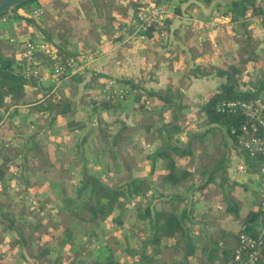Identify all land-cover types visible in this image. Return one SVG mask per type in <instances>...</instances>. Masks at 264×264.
Masks as SVG:
<instances>
[{"label": "crops", "instance_id": "obj_1", "mask_svg": "<svg viewBox=\"0 0 264 264\" xmlns=\"http://www.w3.org/2000/svg\"><path fill=\"white\" fill-rule=\"evenodd\" d=\"M39 1L42 6H47L46 12L48 9L51 10L45 13L50 14V18H46L48 20L45 21V26L54 27L55 23L62 21L60 9L56 6L61 2L60 0ZM63 1L65 6L74 11L80 9L82 2H89L88 0ZM114 1L123 7L129 2V0ZM165 1L179 9L169 24L158 31H153L152 36H148L145 32L131 42L129 40L124 42L125 35L115 29L113 31L115 39L110 44H103L102 47L100 40L96 47L93 46L96 50H100L102 55L92 67L83 76L65 81L67 86L64 93L71 100L79 103L83 94L91 96L102 83L115 80L120 84L121 79H127L137 83L143 90L162 93L171 101L168 106H164L160 99L147 94L142 96L147 108L153 107L152 109L164 111L162 113L166 116L167 123L159 124L146 135L136 137L139 147L143 150L140 163L142 168L137 173L144 186L141 194L142 203L138 205L135 203L141 197L137 195L126 202V213L122 209L115 211L116 214L121 213L118 218L125 214V226L112 220L107 221L108 225L112 223L114 226L111 231L114 230L113 235L119 241L116 258L125 264H140L141 257L145 254V257L152 260L151 264H227V259L237 245L239 232L247 224L249 230H258V223L261 222L260 202L263 180L253 171L229 174L231 141L223 127L207 123L202 106L212 95L219 93L224 85L228 84L231 87L230 84L234 83L237 90L249 88L235 79L230 80L226 73L231 64H236L239 55L245 59H255L248 63L249 66H254L256 69L260 65L264 67V22L247 23L244 30H247L248 34L244 35L240 27L246 22L240 20L242 16H236L229 10L233 0ZM93 8L94 6L89 10L91 17ZM66 10L62 12L63 15L71 16L70 10ZM118 10L114 12L118 13ZM16 13L25 16V9L18 8ZM117 17L122 19L124 26H127L132 19V11L126 10V15ZM59 26L62 27V22ZM33 32V29L19 30L17 27L13 33L25 40L29 39ZM67 34L57 32L52 34V39L56 43L63 44L70 53L79 55L90 53V50L85 49L93 44L90 42L91 37L84 36L79 30H72ZM247 35L252 38V45L254 44L249 52L244 49ZM220 71L223 74H220ZM52 85H54L52 80H45L40 81L38 87L27 86L25 89L29 96L28 102L19 105L10 104L7 110L0 112V148L9 147L7 145L11 143L17 146L20 137H27L28 133H21L22 136L20 133H15V128L22 127L37 118L38 115L31 111L32 105L44 100L45 89ZM127 103L116 109H98L100 111L89 116L88 120L93 126L97 124H93L94 119L97 122L98 118L100 120L103 118L116 126L124 122L136 128L140 113L135 110L134 99ZM54 105L58 106V103ZM88 110L86 105L80 107V119L87 117ZM9 114L12 116L11 121L14 126L4 127L3 121ZM177 122H181L183 127L178 136L179 145L185 149L191 148V151L181 155L173 150L167 155L160 154L168 145L171 147L177 145L178 142L168 144L164 137L165 129ZM47 124L48 122L33 124L31 132L40 131V141L49 146L52 162L57 164L66 153L69 154L70 159H73L76 153L73 145L68 143V139L75 133L67 132L66 119L58 116L57 123L53 127H47ZM196 137H203L204 142ZM9 139H12L11 143L5 145ZM62 142H65L64 148L59 146ZM28 158L24 160V164L28 162ZM18 161L9 160L7 164L9 180L5 182H10L12 188L2 193L4 183L0 182V200L8 205L7 198L15 195L17 201L19 191L15 194L13 190L21 186L22 192L23 189L29 190L26 204L34 207L35 212L39 192L33 190L39 189H34L32 184L35 182L37 170L29 166L22 167L18 165ZM171 161L175 162L176 172L180 176L185 174L181 184L170 185L164 181L163 177L169 173L168 163ZM95 167L101 170L99 163H95ZM86 169L88 172V168ZM23 173L29 180V186L22 182L20 174ZM72 173L74 176L82 175L79 165L72 169ZM102 174L110 175L106 172ZM45 189L50 190L49 187ZM226 191H230L229 195ZM159 193V198H154ZM19 195L21 197L22 193ZM49 196L51 197V194ZM140 204L143 208L150 207L153 221L158 217L161 236L156 241L151 222L146 219L140 221L137 217ZM8 206L18 211V203L16 208ZM157 211L159 216H156ZM257 214L255 220L258 223H254L255 221L252 220ZM169 215L174 217V226L167 222ZM248 216L251 219L246 223ZM24 218L26 223L35 226L32 215L28 217L29 222L26 220L27 217ZM139 225L144 229L140 230ZM0 226V252L4 262L29 264L30 256L27 248L22 247L20 243L15 245L12 243L17 237L16 233L5 228L6 224L1 219ZM218 231L219 235L215 236ZM140 240L143 248L137 252L135 250L139 249Z\"/></svg>", "mask_w": 264, "mask_h": 264}, {"label": "trees", "instance_id": "obj_2", "mask_svg": "<svg viewBox=\"0 0 264 264\" xmlns=\"http://www.w3.org/2000/svg\"><path fill=\"white\" fill-rule=\"evenodd\" d=\"M153 1L158 4L168 3L165 0ZM99 2H102V0L82 2L86 14H88L94 4L99 5ZM115 3L117 4V2ZM252 3L253 0H233L229 6V10L236 16H243ZM129 4V7L127 8L119 5H117V8L119 9L121 7L122 9L132 11V17H135L141 8L147 5V2L144 0H133ZM29 5H31L30 12L35 8L43 7L39 0H31L8 12L0 14V18L6 17V22L11 21L13 18L16 20L30 21L32 28H34V32L29 40L46 41L52 46L57 47L63 57L72 54L64 48L63 44L53 41L52 34L62 32V28L59 26L61 25V22L58 21L55 23L54 27L45 26L44 23L47 19H44V15L47 13L46 11H43L38 19L34 16H27L29 17L27 18L26 16H21L16 13L18 8L27 10ZM173 10L174 13H176V11L179 12V9L174 6ZM86 14L85 16L89 17V14ZM172 17H167L162 26L157 23L152 25L147 31H144L143 34L146 32L148 36H152L153 31H158L160 28L169 24ZM65 20L67 21L68 18L65 17ZM39 21H43L42 26ZM3 24H5V22L0 23V27L4 26ZM246 25L247 23H244V25L240 27V29L243 30L240 31L243 32L244 35L248 34L247 30H244ZM122 26H124V24H122ZM20 29L24 30V28ZM132 30V26L128 28V32H132ZM139 36L140 34L136 35L134 38L130 39L129 42ZM248 36L249 35L245 38L246 47H244L247 52L251 51L250 49H252L254 45H252V38ZM8 38L6 36L7 40H0V112L2 110H7L10 104L19 105L28 102L29 96L27 95L25 88L27 86L38 87L40 85L39 80L27 74L25 70L27 64L26 61L20 60L19 54L22 45L21 43H23L22 40L14 42L8 41ZM93 50L94 49H91L89 52L91 53ZM43 59L44 62L47 63V60L45 58ZM254 60L255 59H245L242 55H239L236 58V64H231L226 73L230 80L235 79L240 84L247 85L249 87L248 89L237 90L234 83L230 84L231 87H229L228 84L224 85L219 93L212 95L202 106L207 123L215 124V126L220 128L223 127L222 129H225L230 141L233 143H236V138L231 129L243 124L246 121V118L231 113H221L218 112L216 108L223 100L238 98L250 100L264 93V67L260 65L255 70L254 66H249L248 63ZM256 61H259V59H256ZM251 68L254 72L250 73L249 70ZM243 73L251 74V78L243 81ZM220 74L223 73L220 71ZM71 79L64 80L55 93H51L53 85L47 87L45 90L49 93V96L42 101L36 102L31 108L32 113L38 115L37 118L24 124L22 127L15 128V133H28L27 137L19 136L21 140H17V146H13L11 143L14 138L9 139L5 145L9 143H11V145H7L9 147L3 146L0 148V161L2 160V162H0V182L2 184L4 183L2 186V193L10 191L9 188H12L10 182H5L9 180L7 177V175L9 176L7 173L9 169V166L7 165L9 164V160L17 159L19 160L18 165H21L22 167L29 166V168L37 170V173L35 174V182L32 186L34 189H39L33 191L39 192V199L38 202H36V205L39 207L41 213L34 214L33 212L35 208L26 204V197H29L30 194L29 190H23L21 197H18L17 200L21 214H24L25 211L29 212V214H34L33 221L35 226L29 225V227H24L22 224H17L16 219H18V216H23L19 214V211H16V209H10L9 206L2 203L1 200L0 217L2 222L6 224L5 228L16 233L17 237L12 243L14 245L20 243L22 247L27 248L30 256L28 260L29 264H49L52 262V264H54L53 257L50 254L51 246L59 249L61 257L58 264H79V260L84 257L81 253L86 246L84 247L83 244H88L86 240L91 234L97 235L94 237L96 239L95 244L99 241L102 243L104 242V249L98 256L99 260L105 259L109 264H125L116 258V249L119 243L118 239L115 236H112L111 239L114 240V244L117 246L116 248L111 246L108 241L109 236L103 232L102 228L105 227L109 220L125 226V214L118 218L121 213L119 212L116 214L115 211L122 209L124 213H126V202L134 199L137 194H139L138 192L140 190L138 189L140 186L143 187V181L137 175L138 171L142 168L140 163L142 161L143 150L139 147L136 137L146 135L147 132L151 131L159 124L167 123L166 116L162 113L164 111L152 109L153 107L150 109L147 108L145 100H142L143 94L160 99L164 103V106H168L171 101L162 93L143 90V88L137 83L127 79H121L119 83L129 87L136 103L135 110L140 113L137 127L135 128L127 125L124 122L120 123L119 126H116L110 121L103 120V118L101 120L98 118L97 124L93 126L88 120V117L99 112L100 110L98 109H116L123 104L119 101L98 100L95 97V94H92L91 96L83 94L80 97L79 103H76L64 93V89L67 86L66 82L71 81ZM104 84L105 82L101 85ZM45 94L46 93L43 95ZM54 103H58V106H55ZM83 105H86L89 110L86 115L87 117L85 119H80V107ZM58 116H62L66 119L67 132L75 133L73 137L68 139V143L73 145L76 156L73 159H70L68 157L69 154L66 153L62 160H59L57 164H54L51 159L49 146L40 141V131L31 132V125H40L48 122L47 127H53L57 123ZM11 120L12 116L9 114L3 121L4 127L6 125L14 126V123ZM182 128V123L177 122L165 129L164 137L166 142L168 144H173L175 142L178 143L172 147L168 145V147L162 150L160 154L167 155L173 150L181 155L191 151V148L185 149L179 145L180 140L178 136ZM202 138L203 137H196V139L200 140H203ZM202 142H204V140ZM64 145L65 142L59 144L62 148H64ZM28 157H31V159ZM27 158L28 162L24 164V160ZM87 163H99L101 165V172L87 175V169H85ZM76 165H80L79 168L84 177H82L83 179L81 180L82 182L80 186L74 191L67 190L68 188H66L67 186L65 184L70 179L72 180L74 176L72 169H75ZM168 167L169 173L163 177L164 181L170 185L181 184L185 179L183 176L185 174L180 176L176 172L174 161L169 162ZM104 172L110 174L109 176L114 180L115 185L105 181L104 174H102ZM20 175V177H22V182H24L26 186H29V180L27 176L25 177V173ZM41 187H49L50 190H46L47 194L44 195V190H40ZM48 194H51V197ZM159 196L160 193L159 195H155L154 198H159ZM54 199L61 202V205H63L62 207H64H59L58 211L53 213V215L55 214L60 217L59 221L51 220L50 214H47V216L43 214V211H48L46 205L53 202ZM119 200H121V202L117 205V201ZM156 216H159L158 211ZM257 216L258 214L254 216L252 222L255 221L254 223H258L257 220H255L257 219ZM137 217L140 221L146 219L151 222V226L154 229V240L156 241L157 238L159 239L161 236V230L158 224V217H156V221H153L150 207L146 206L143 208L140 204ZM175 218L177 217L175 216ZM250 219L251 217L248 216L245 222H249ZM49 220L52 222L49 224L50 227L48 225ZM167 222L174 226V217L169 215ZM247 225L243 228L246 232L252 233L253 235L257 234V230L252 232L248 231L249 228ZM84 226L85 231L83 232L81 230L80 232V229ZM139 226L138 228L140 230L144 229L142 225ZM53 241H56V245H51ZM43 243L47 244L44 246ZM187 244L190 246L189 243ZM142 248L143 244L140 240L139 249L135 251L139 252ZM65 250L67 252H65ZM84 253L85 251L83 254ZM151 262L152 260L149 259V257H145V254L141 257L140 264H151ZM232 262L233 251L227 259V264H232ZM156 263L158 262L156 261Z\"/></svg>", "mask_w": 264, "mask_h": 264}, {"label": "built area", "instance_id": "obj_3", "mask_svg": "<svg viewBox=\"0 0 264 264\" xmlns=\"http://www.w3.org/2000/svg\"><path fill=\"white\" fill-rule=\"evenodd\" d=\"M43 8H35L30 16L38 18ZM173 6L169 3L158 4L148 1L135 17H132L130 27H124L121 32L125 35L124 42L143 35L152 25H163L167 17L174 16ZM6 17L0 18V23L6 22ZM242 22H264V0H253L244 15ZM142 33V34H141ZM15 41L14 38L11 39ZM20 47V60L26 61V72L39 81L52 80L54 85L51 93H55L64 80L84 75L101 56V53L91 52L86 55L69 54L63 57L57 47L46 41H32L25 39ZM45 58L47 63L44 62ZM98 100L130 101L133 94L128 86L120 85L110 80L95 93ZM58 95V94H56ZM49 93L43 95V99ZM127 101V102H128ZM148 102V101H147ZM217 111L231 113L246 118V121L231 129L236 143L230 144V157L237 156L239 162L235 170L239 172L253 171L263 180L261 190V222L258 224L257 234L242 229L238 234L237 245L233 250L232 264H264V93L250 100L227 99L220 102ZM96 119L93 124L95 125Z\"/></svg>", "mask_w": 264, "mask_h": 264}, {"label": "rangeland", "instance_id": "obj_4", "mask_svg": "<svg viewBox=\"0 0 264 264\" xmlns=\"http://www.w3.org/2000/svg\"><path fill=\"white\" fill-rule=\"evenodd\" d=\"M60 1L61 2L58 5H56V4L55 5L58 6V9H60V14L62 15V18H63L62 21H61L62 24H63L62 27H61L62 28V30H61L62 33L68 35L67 32L70 33L72 30H77V31L79 30V32H81V33L83 32L84 33V36L87 35V37H91L92 39L90 40V42H93V44L88 45V47H89L88 49L86 48L87 46L84 47V48H86L85 50H91L92 48L96 47L97 43H99L100 40H102V43H100V44H102V45H100L102 47L104 45H106V44H110L113 41V39H115V37H113V31L115 29L118 30V33H121V30H122L121 29L122 19H119V17H117V16H121L123 14L126 15V10L127 9L123 10L120 7L119 8L120 10H118L117 4L115 3L114 0H107V1L106 0H102V2H99V5L94 4V8L92 10L93 11L92 12L93 15H92V17L91 16H89V17L86 16L88 18L85 17L86 10L84 9L82 3L80 4V9L82 10V7H83L82 11L85 14L82 11H80L79 8L77 10L75 9L76 11H74V10L68 8L67 6H65L66 4L63 3L64 2L63 0H60ZM88 1L90 2V0H88ZM124 1L128 2V0H124ZM132 1L133 0H129L128 4L124 8L129 7V5H130L129 3L132 2ZM148 1H153V0H146L145 2H148ZM55 5H54V7H55ZM30 6L31 5H29L28 9L25 10V16L26 17L30 16ZM46 7H45V5L42 7L44 11H46ZM66 9L70 10V12L72 14L71 16H69L68 14H66L65 16L63 15L62 12L65 11ZM114 10H118L117 11L118 13H115ZM66 11H68V10H66ZM47 12L49 13V12H51V10L48 9ZM88 14H89V12H88ZM88 14H86V15H88ZM46 17L50 18V14H45L44 15V19H46ZM65 17L68 18L67 21L65 20ZM27 18H29V17H27ZM84 18H86V20H84ZM30 23H31L30 21L29 22L28 21H22V20H17L16 21L15 19H13V20L11 19V21L5 22V24H3L4 26L0 27V40L5 41V40H7L6 36H7V38L11 36L10 38H8V41H12L11 40L12 38L16 39L14 42H16V41L19 42V40L24 41V39H21L22 37H20L18 34H14L13 32H15V30H17V27H18L19 30H20V28H24V29H27V30L34 29V28H32V25ZM39 23H40L41 26L43 25V21H39ZM130 24H131V21L127 24V27H130ZM160 26H162V25H160ZM139 37H141V36H139ZM87 41H89V40H87ZM103 41H105V42H103ZM94 52H97V53L100 52L101 53L100 50H96V49H95ZM72 54H74V53H72ZM255 70H256V68H255ZM249 71H250V73L254 72V70H252V68ZM250 78H251V74L243 73V75H242L243 81L249 80ZM102 86H104V85H100L95 90V92L98 89H100V87H102ZM44 93H47L46 90L44 91ZM95 97H97V96H95ZM131 99H133V97ZM127 101H123L122 104H126ZM229 161H230V164H229V167H228L229 174H232V175L239 174V171L235 170V167H236L237 163L239 162L237 156L232 155L230 157ZM79 167H80V165H79ZM86 168H88L87 175H89V174L93 175V174H96V173H98L100 171V168L99 167L96 168L95 164H93V163H87L85 169ZM241 173H243V172H241ZM82 177H84V175L77 174V175L73 176L72 180L70 179L69 181H67L66 184H65L67 186L66 188H68L67 190H73L74 191L77 187H79L81 182H82L81 180L83 179ZM104 179H105V181L107 183H111V184L115 185L114 180L109 175L108 176H104ZM20 189H22L21 186L17 187V190H13V191H15L14 192L15 194L18 193L17 191H19V193H22V190H20ZM25 189H27V188H25ZM40 190H42V191L44 190L43 191L44 195L47 194L45 187H43V188L41 187ZM138 190H140V191L138 192L139 194H137V195L141 196L142 190H144V186L143 187L140 186V188ZM230 191L229 192L226 191V193L229 195ZM19 193L17 194L18 197L20 196ZM248 194H250V193H248ZM251 195H253V194H251ZM15 198H16L15 195H13L11 198L8 197L7 200H6L8 202V205L14 206V208H16L17 203H18ZM120 202H121V200L117 201V205ZM31 203H33V202H31ZM135 203L136 204L142 203V196L139 197L135 201ZM62 206L63 205H61V202L57 201V199H54L53 202L48 203L46 205V207L48 208V211H43V214L46 215V216H47V214H50L51 220L53 219V220L59 221L60 217H58L55 214L53 215V213H56L58 211L57 209L59 207H62ZM62 208H64V207H62ZM36 209L37 210L35 212H33V213L34 214L35 213H39L40 214L41 211H39V207L38 206L36 207ZM18 211H19V214H21L20 213L21 212L20 208H18ZM33 213L29 214V212L25 211L24 214H21L23 216V218L18 216V219H17L16 223L17 224H22L24 227H29V224L26 223V221L24 220L25 219L24 215H25V217H27V219H26L27 222H29L28 217L31 216V215L33 216L34 215ZM28 214H29V216H28ZM0 219H1V217H0ZM47 221H48V219H47ZM50 223H52V222L49 220L48 225ZM224 223H223V225H224ZM49 227H50V225H49ZM111 228H114L112 223H109V225L107 223L105 225V227L102 228V230H103V232L106 233V235L108 234V236H109L108 237L109 244L116 248L117 245L114 244L115 243L114 240L111 239L112 236H114L113 234L115 232H114V230L111 231ZM0 230H1V226H0ZM81 230L84 232L85 231V226L82 229H80V232H81ZM248 231L252 232V230H249V229H248ZM223 233H225V232L223 231ZM216 235H219V231L217 233H215V236ZM96 236H97L96 234H91L90 237H88V239L86 240V242H88V244H86V243H84L85 245L83 244L84 247L86 246L84 248V251H85L84 254L85 255L83 254L84 251L82 253L79 251L84 256V257H82L79 260V264H109L105 259H102V260L98 259L99 254H101L102 250L104 249V242L102 243L101 241H99L98 243L95 244V240L96 239L94 237H96ZM223 236H225V235H223ZM0 237H1V235H0ZM41 241H43V240H41ZM50 242H52V241H50ZM55 242L56 241H53V243H51V245H56ZM43 244L45 246L47 243H43ZM65 252H67V251L65 250ZM50 254L53 257L52 259L54 261V264H58L60 262V257H61L60 254H59V249L56 248V247L51 246L50 247ZM67 260H69V259H67ZM3 262H4V257L2 256V253L0 252V264H7V263H5V262L3 263ZM52 263H49V264H52ZM65 264H67V263H65Z\"/></svg>", "mask_w": 264, "mask_h": 264}, {"label": "water", "instance_id": "obj_5", "mask_svg": "<svg viewBox=\"0 0 264 264\" xmlns=\"http://www.w3.org/2000/svg\"><path fill=\"white\" fill-rule=\"evenodd\" d=\"M29 1L31 0H0V14L8 12L11 9Z\"/></svg>", "mask_w": 264, "mask_h": 264}]
</instances>
